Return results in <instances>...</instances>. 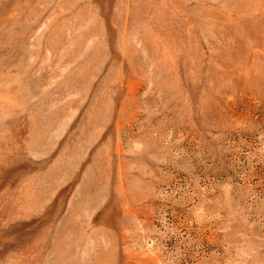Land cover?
<instances>
[{"label":"rangeland","instance_id":"rangeland-1","mask_svg":"<svg viewBox=\"0 0 264 264\" xmlns=\"http://www.w3.org/2000/svg\"><path fill=\"white\" fill-rule=\"evenodd\" d=\"M0 264H264V0H0Z\"/></svg>","mask_w":264,"mask_h":264}]
</instances>
